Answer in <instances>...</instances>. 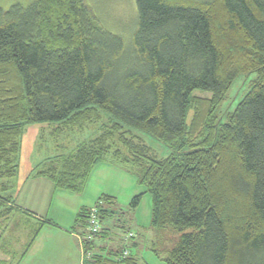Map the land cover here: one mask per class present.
<instances>
[{"label": "trees", "instance_id": "trees-1", "mask_svg": "<svg viewBox=\"0 0 264 264\" xmlns=\"http://www.w3.org/2000/svg\"><path fill=\"white\" fill-rule=\"evenodd\" d=\"M135 2L129 45L87 0L0 7V216L5 202L17 207L12 181L28 128L57 125L53 137L90 138L30 177L81 193L97 166H118L147 188L132 207L149 193L151 226L182 232L167 264H264V0ZM241 76L249 88L221 116ZM134 131L171 154L157 159ZM116 205L108 194L95 204L102 228L91 240L93 207L79 211L83 264H140L133 228L120 247L103 243ZM46 219L33 224L22 257Z\"/></svg>", "mask_w": 264, "mask_h": 264}, {"label": "rangeland", "instance_id": "rangeland-1", "mask_svg": "<svg viewBox=\"0 0 264 264\" xmlns=\"http://www.w3.org/2000/svg\"><path fill=\"white\" fill-rule=\"evenodd\" d=\"M32 1L34 0H0V7L9 9L16 3L28 5ZM87 3L93 9L101 25L110 32L122 36L126 44L129 45V39L130 37L132 38L137 29V26L135 27L136 20L138 23V11L135 0H87ZM248 88L244 84V77L241 76L227 95L221 108L218 109V113L224 116L228 110H233ZM195 94L206 96L205 94L208 95L209 93L197 91ZM192 114L193 112L190 114L189 121ZM55 127L57 125H42L40 128L43 131H40V129L39 132H37L35 127L28 128V135L24 138L25 144L24 146L22 145L23 152L21 153V156L25 158V163H30L31 161L39 163L42 160L51 159L74 149L90 138L89 132L81 133L78 131L76 133H73V131L68 136H61L60 138L53 137L51 130ZM133 134L137 140L142 141L151 149L152 155L157 159H165L171 154L167 147L149 135L136 131ZM104 164L96 167L86 189L81 193L56 190L54 185L53 190H42V195L48 192L49 202L46 204L44 213L48 215L46 221L53 227H44L43 234L37 239L36 248L38 247V249H36L35 255L28 261H24L23 264H46L43 261L36 262L33 260L49 249L52 251L56 250L59 255L58 259L60 258L59 264H80L81 258H83L79 242L81 237L78 235L76 236L77 239H74L70 234L63 233L57 227L71 230L80 208L94 205L103 193H111L117 198V205L115 206L117 216H115L114 220L111 218L106 220L105 226L111 230L108 232L109 238L103 243L120 247L122 240L128 238L129 228H133L139 235L136 242L140 243V246L137 249H133V254L137 255L139 263L167 264L165 259L168 257V252L178 245L182 232L174 229L155 230L151 226V195L146 193L136 208L131 205L134 197L147 191L146 186L141 185L135 176L126 174L120 167L111 165L112 168H109L108 165ZM12 185H15L16 188L18 187L17 178L12 181ZM24 196L26 195L23 193L22 197ZM5 203H7V206L4 207L5 209L0 216V242L4 240L7 242V235L5 236L7 231L14 232L16 230L13 244L15 249L22 248L30 241V237H32L30 234L36 228V225L27 227L29 221H24V215L26 214L24 212L21 213L12 203ZM18 204L21 205V201ZM10 208H13L14 211L5 216V212H8ZM4 245H7V243ZM74 246H76V262H74L73 258ZM69 248L71 252L66 255L65 250ZM13 250L14 248L11 246L10 251L13 252ZM38 250H42L40 254Z\"/></svg>", "mask_w": 264, "mask_h": 264}, {"label": "crops", "instance_id": "crops-1", "mask_svg": "<svg viewBox=\"0 0 264 264\" xmlns=\"http://www.w3.org/2000/svg\"><path fill=\"white\" fill-rule=\"evenodd\" d=\"M33 127H35L37 129V132H39V130L41 129L40 128L41 126H33ZM33 127H30V128H33ZM26 135H28V134L26 133L25 136ZM25 136H24V138H26ZM24 138H23V146L25 144ZM44 161L45 160H42L39 163H37L36 161H31L30 163H25V158H24V156H22L20 172H19V176L17 177L18 187L16 188L17 192L14 193V197L16 200L17 207L18 208L20 207L21 210L23 209L22 210L23 212L26 211V213L28 214V216L24 215V221H29L28 223L30 226L35 224L39 220H44V218H47V216H48L44 213L45 212L44 210L46 208V204H48V202H49L48 197H47L48 192L46 194H43V195H45V196H43L42 190H44V189L53 190V183L47 178L30 177L31 171L36 166L43 163ZM104 165H108L109 168H112V166H115V165L111 166V164H109V163H105ZM23 193L26 196L22 197ZM67 194H69V193H67ZM104 194L112 195L111 193H103V195ZM69 195H71V194H69ZM112 196H115V195H112ZM27 198H28V200H27ZM99 199H98V201H99ZM19 201H21V205L18 204ZM95 204L91 205V206H84V207L80 208V210L83 208H92L95 206ZM45 226H52V225L47 223ZM73 226H72L71 230H67L65 228L61 229L60 227H57V228H59L60 231H62L63 233L66 232V233L70 234L72 236V238L77 239L76 236H78V234L73 231ZM44 227L41 229V232L38 235V237L43 234V231L45 229ZM131 231L134 232V234H135V238L133 239V242L137 245V248H138L140 246V243L136 242V239H138L139 235L136 231H134V229H132ZM14 234H15V232L7 231L5 233V236L6 235L8 236V237L6 236L7 242H5V240L0 242V264H23L24 261H28L32 256H34L36 253L35 252L36 249H38V247L36 248V245L38 243V241H37L38 237H37L35 242L33 243V245L27 251L26 255L24 257H22L26 246H23L22 248L15 249V246L13 244V240L15 239ZM80 240L81 239H79V242H80ZM122 241H123L122 242V244H123L124 239ZM126 241L128 242L129 240L126 239ZM5 243H7V246L4 245ZM73 243L75 245V241ZM11 246H12V248H14L13 252L10 251ZM80 247H81V242H80ZM81 249H82V247H81ZM41 251L42 250H38V253L40 254ZM75 251H76V246L73 247L74 262H76V259H77V254ZM81 251L83 254V258H81L80 264H83V260H84L83 249ZM65 252H66V255H69L71 252V249L70 248L66 249ZM58 256L59 255L56 253V250L52 251L49 249L46 252L42 253V255L38 256L33 261H36V262H42L43 261L44 263L46 262V264H59L60 258L58 259Z\"/></svg>", "mask_w": 264, "mask_h": 264}, {"label": "built area", "instance_id": "built-area-1", "mask_svg": "<svg viewBox=\"0 0 264 264\" xmlns=\"http://www.w3.org/2000/svg\"><path fill=\"white\" fill-rule=\"evenodd\" d=\"M101 222L99 218V210L97 207H93L90 212V226L88 239L91 240L96 234L101 231ZM132 235V234H131Z\"/></svg>", "mask_w": 264, "mask_h": 264}]
</instances>
